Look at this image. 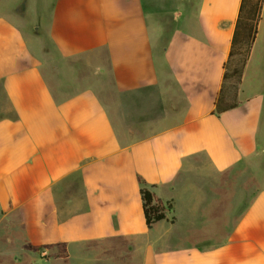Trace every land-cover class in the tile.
Instances as JSON below:
<instances>
[{"label":"crops","instance_id":"1","mask_svg":"<svg viewBox=\"0 0 264 264\" xmlns=\"http://www.w3.org/2000/svg\"><path fill=\"white\" fill-rule=\"evenodd\" d=\"M19 1L0 0V264H264V173L229 205L264 170V2L237 81L242 0H30L56 74ZM142 187L166 207L151 227Z\"/></svg>","mask_w":264,"mask_h":264},{"label":"rangeland","instance_id":"2","mask_svg":"<svg viewBox=\"0 0 264 264\" xmlns=\"http://www.w3.org/2000/svg\"><path fill=\"white\" fill-rule=\"evenodd\" d=\"M38 2L41 4L40 0H38ZM31 4L33 5V7H35V9L31 7ZM39 6H37L34 3V1L30 2V0H20L19 2H16L15 4L11 5L9 7V11L14 13L15 16L21 17L20 19L23 22V28H25L26 32L28 33H32L34 31L38 32V35L42 40L41 41L42 46L46 51V53L48 54L47 58H45L44 61L46 71L48 72V74H50V72L56 74L57 70H60L59 69L60 65L65 67L68 66L66 63H64L65 61H61L59 59L58 54L56 53L54 46L47 35L48 11L43 10L42 5L40 7ZM36 24L38 26L37 29L34 28ZM260 42H261L260 47L263 48L264 40L261 39ZM87 71L88 70L82 69L79 66L78 68H76V73L74 71L72 74L73 75L72 81L80 82V80H82L83 74L87 73ZM53 84L55 85L56 82H53ZM263 164H264V159L261 163H259V165L262 166ZM261 173H264V170L262 169L259 170L257 166L255 167L251 165L250 168L244 169L241 172V174H239L240 182L242 184L241 196L243 197V201L240 202V199L238 198L237 201H232L229 203V205L232 206L234 212L239 210L241 204L243 207L246 204L248 197H250L258 188V185H260V182L262 180Z\"/></svg>","mask_w":264,"mask_h":264},{"label":"trees","instance_id":"3","mask_svg":"<svg viewBox=\"0 0 264 264\" xmlns=\"http://www.w3.org/2000/svg\"><path fill=\"white\" fill-rule=\"evenodd\" d=\"M263 2L264 0H242L230 57L225 65V79L232 76L240 81L256 32L253 26L257 20L253 13L260 11ZM233 57L236 58V62H232ZM217 106H219L218 103ZM141 195L146 222L151 227L155 222L165 218L166 207L154 201L152 192L147 187L141 188Z\"/></svg>","mask_w":264,"mask_h":264}]
</instances>
